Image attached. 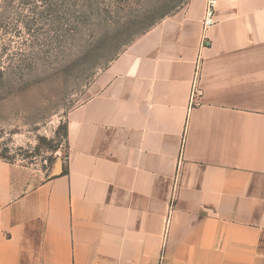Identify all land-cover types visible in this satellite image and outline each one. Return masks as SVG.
Returning a JSON list of instances; mask_svg holds the SVG:
<instances>
[{"label": "crops", "instance_id": "0c3cea01", "mask_svg": "<svg viewBox=\"0 0 264 264\" xmlns=\"http://www.w3.org/2000/svg\"><path fill=\"white\" fill-rule=\"evenodd\" d=\"M205 3L97 75L51 177L0 160V264H264V0Z\"/></svg>", "mask_w": 264, "mask_h": 264}, {"label": "rangeland", "instance_id": "374dc122", "mask_svg": "<svg viewBox=\"0 0 264 264\" xmlns=\"http://www.w3.org/2000/svg\"><path fill=\"white\" fill-rule=\"evenodd\" d=\"M186 2L1 0L0 160L51 177L67 154L65 118L97 75Z\"/></svg>", "mask_w": 264, "mask_h": 264}, {"label": "built area", "instance_id": "2783aa9c", "mask_svg": "<svg viewBox=\"0 0 264 264\" xmlns=\"http://www.w3.org/2000/svg\"><path fill=\"white\" fill-rule=\"evenodd\" d=\"M217 0H206L205 9H204V17L202 21L203 31L206 32L211 29L215 25V10H216ZM195 94L192 96V103L195 100Z\"/></svg>", "mask_w": 264, "mask_h": 264}, {"label": "trees", "instance_id": "16d2710c", "mask_svg": "<svg viewBox=\"0 0 264 264\" xmlns=\"http://www.w3.org/2000/svg\"><path fill=\"white\" fill-rule=\"evenodd\" d=\"M6 0H2V3L4 4V2H5ZM152 25V24H151Z\"/></svg>", "mask_w": 264, "mask_h": 264}]
</instances>
